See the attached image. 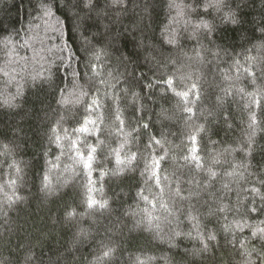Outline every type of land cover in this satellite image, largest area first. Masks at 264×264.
Instances as JSON below:
<instances>
[{
  "label": "trees",
  "instance_id": "trees-1",
  "mask_svg": "<svg viewBox=\"0 0 264 264\" xmlns=\"http://www.w3.org/2000/svg\"><path fill=\"white\" fill-rule=\"evenodd\" d=\"M171 2L0 0V264H262L264 240L252 233L264 229V0L206 12V0H174L196 8L183 16ZM200 20L212 31L193 35ZM190 89L187 101L175 95ZM97 96L99 132L85 137L75 129ZM78 139L85 156L96 147L91 184L74 159ZM193 148L203 169L183 159ZM165 152L157 186L145 163ZM90 197L107 206L89 207Z\"/></svg>",
  "mask_w": 264,
  "mask_h": 264
},
{
  "label": "snow or ice",
  "instance_id": "snow-or-ice-1",
  "mask_svg": "<svg viewBox=\"0 0 264 264\" xmlns=\"http://www.w3.org/2000/svg\"><path fill=\"white\" fill-rule=\"evenodd\" d=\"M223 2L224 0H210V2H208V0H206V2L202 5V7L204 8L205 12L207 11L208 8H214L215 10L219 11L222 7H223ZM111 3L113 6H119L121 4L124 3V0H111ZM91 6L90 4V0H89V3L85 5V7H89ZM199 6V5H198ZM169 7L170 8H176L178 10V15L179 16H183L185 14V11H188V12H194L196 11V8H194L192 5H184V4H177L174 2H171L169 4ZM41 8H42V11H43V14L47 17H51L53 15L52 13V8L49 6V4L45 3V4H42L41 5ZM227 19L231 20V22L233 23H236V20L234 18V14H229L226 16ZM58 23V21H57ZM188 23H192L191 21H186V24ZM193 35H195V33L201 29H204L206 30L207 32H211L212 31V27L210 25L209 22L205 21V20H200L199 22L197 23H194L193 24ZM32 39H40L39 37H33ZM41 44H43V40L41 39L40 40ZM177 42V37L175 34H173L171 36V38L169 39V43H176ZM5 47L7 48L9 45L12 44V40L11 38H8L6 39L5 41H3ZM25 47H32V44L29 43L28 40H25L24 41V45ZM62 51V49H60ZM16 51V48L15 46H13L11 49H10V52L14 53ZM44 51V48H41L39 50L40 53H42ZM47 51L51 52V49H47ZM39 53H36L35 49H34V58H35V55H37ZM199 55V54H198ZM41 59H44V57L41 55L40 57ZM96 60H99L100 59V54L97 53L96 54V57H95ZM249 60H255L256 58L255 57H248ZM93 67V71H94V75H97L99 76V73H96L95 72V65L92 66ZM245 71H247L249 73V75L253 78V83H255V77H256V73L249 70V69H245ZM5 75H7V73H5ZM44 73L43 72H40V73H37V76L36 77H33V79H36L37 77H40V76H43ZM108 75H111V73H108ZM261 75H264V61H262V67H261ZM91 79V78H90ZM100 83H106V81L104 80H100ZM164 83H166L168 85L169 88H172L173 91H175V89L173 88V79L171 77H168ZM150 86V85H149ZM195 84H193L191 86V89H195ZM191 89L189 91H183V92H175V95L178 96V97H181L184 101H187L188 100V97H189V92L191 91ZM125 91H127V89H125ZM240 91H243V89H240ZM81 96H87L88 93L87 92H84V91H81L80 93ZM107 95V93L105 94ZM135 96V94H133ZM196 96H197V99H199V93L197 92L196 93ZM114 102L118 104V98H114ZM257 103V106H259V100L256 101ZM102 108V103L99 99V97H93L92 100H91V103L89 105H86V111L89 113L88 116H86L84 118V121H83V125L80 127V128H77L75 129V131L77 133H80V134H84L85 137L88 136V135H93V134H96L99 132V129L97 127V123H98V120L97 119H92V115L95 114L96 112H98L100 109ZM186 112L188 113H192V108L191 107H185L184 109ZM116 113H117V116L116 118L118 120H120V123L121 125H123L124 121L120 119V109L119 107L117 106L116 107ZM98 119H102V116L101 117H98ZM250 119H251V124L249 125L250 128H253V132L249 135V143H251V140H252V136L255 134V125H256V117H255V114H251L250 116ZM143 127L147 128L148 125H143ZM201 131L203 130L202 128L200 129ZM65 132H67V130H65ZM54 135H55V141L58 145H60V141H61V137L55 133L54 131ZM63 139H69V137L67 136V134L65 135V137ZM191 139L193 140V142H195L196 140V136H192ZM154 143L156 145H161V141L160 140H155ZM62 147V145H60ZM71 146L72 148L75 150V157L74 159H76L80 164H82L83 168L87 170V174L89 176V183L91 184L92 181L90 179L91 177V172L93 170V163L95 162V153H96V147L94 146H91V145H85V147L87 148V156L84 155V153L80 150V147H79V139L78 140H72L71 141ZM199 151L198 148H193L190 150V152L192 153V155H185L183 157V159L185 161H193L195 163V167L197 169H203V164L201 163V158L196 155L195 153H197ZM117 155V164L120 165V164H123L124 161H121L119 159V153L117 152L116 153ZM167 156V152H165L164 156H160V157H156L155 155H152L151 156V161L152 163L151 164H148L147 162L145 163V170L146 171H149L151 173V176L150 178H154L155 181H156V184L157 186L160 185L161 183V179H160V176H159V168H160V162L161 160L165 159V157ZM136 157H135V154L133 153L129 158H128V162L131 163V161L135 160ZM20 169L19 167H17V172H19ZM118 171H122V169H119L118 168ZM205 171L208 173V176H209V179L215 177L217 175V173L215 171H213L211 168H208V169H205ZM234 173H228L229 176L233 175ZM103 175V174H102ZM165 179H167V177H165ZM45 180H47V177H45ZM14 183V182H13ZM45 189H49L50 190V186L49 184H45ZM225 189H228V184H224L223 186ZM89 191H91V189H89ZM161 191H163V189H161ZM253 192H258L259 190L258 189H253L252 190ZM180 193V189L179 187H177L176 189V194L179 195ZM141 196L142 199L144 200H147L148 198L146 196H143L142 193L139 194ZM88 205L89 207H93V206H96L98 205L100 208H105L107 206V201H104L103 203L99 202V201H96L94 199H92L91 197L89 198L88 200ZM162 207L165 208L166 211H169V208H168V205L167 203H162L161 204ZM153 207H155V204H153ZM227 205H222L220 208H219V211L221 212H224L226 209H227ZM252 211H256L255 208L252 209ZM73 213H70L69 215H72ZM171 214V212H170ZM188 217L189 219L191 220H194L196 219V217L192 216L191 214V206L189 208V212H188ZM236 226L238 228H240V230L242 231L243 230V227L247 226L246 224H240L239 222H237ZM226 230H228V226L225 225L224 226ZM257 232H259L261 235H260V238L261 240H264V229H257L256 231H253L252 235L253 236H256L257 235ZM176 235H180L179 232L176 233ZM190 235V233H189ZM209 240H215L216 239V236L214 234H209V237H208ZM207 247L208 245L205 244L204 245V249L203 250H207ZM111 250H109L110 252ZM260 257H258V259H261V262L262 264H264V248L260 249ZM109 253L106 252L105 255H108Z\"/></svg>",
  "mask_w": 264,
  "mask_h": 264
}]
</instances>
